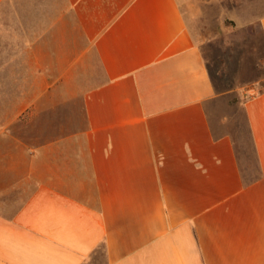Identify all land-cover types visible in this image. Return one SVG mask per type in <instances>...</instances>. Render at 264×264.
<instances>
[{
  "label": "crops",
  "instance_id": "crops-1",
  "mask_svg": "<svg viewBox=\"0 0 264 264\" xmlns=\"http://www.w3.org/2000/svg\"><path fill=\"white\" fill-rule=\"evenodd\" d=\"M219 97L178 0H0V264H264V89L247 172Z\"/></svg>",
  "mask_w": 264,
  "mask_h": 264
},
{
  "label": "rangeland",
  "instance_id": "rangeland-1",
  "mask_svg": "<svg viewBox=\"0 0 264 264\" xmlns=\"http://www.w3.org/2000/svg\"><path fill=\"white\" fill-rule=\"evenodd\" d=\"M195 45L220 93L207 106L215 132L235 140L243 172L254 154L242 101L264 89V0H178Z\"/></svg>",
  "mask_w": 264,
  "mask_h": 264
},
{
  "label": "trees",
  "instance_id": "trees-1",
  "mask_svg": "<svg viewBox=\"0 0 264 264\" xmlns=\"http://www.w3.org/2000/svg\"><path fill=\"white\" fill-rule=\"evenodd\" d=\"M210 75V74H209ZM212 80V79H211Z\"/></svg>",
  "mask_w": 264,
  "mask_h": 264
}]
</instances>
